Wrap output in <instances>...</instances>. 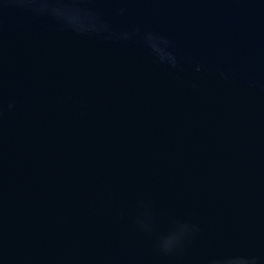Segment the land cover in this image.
<instances>
[{
    "label": "water",
    "instance_id": "95a60500",
    "mask_svg": "<svg viewBox=\"0 0 264 264\" xmlns=\"http://www.w3.org/2000/svg\"><path fill=\"white\" fill-rule=\"evenodd\" d=\"M0 264H264V0H0Z\"/></svg>",
    "mask_w": 264,
    "mask_h": 264
}]
</instances>
